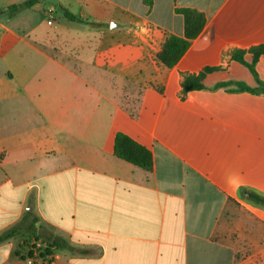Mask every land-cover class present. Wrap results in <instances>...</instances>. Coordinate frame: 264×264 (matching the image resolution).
I'll return each mask as SVG.
<instances>
[{"label":"crops","instance_id":"1","mask_svg":"<svg viewBox=\"0 0 264 264\" xmlns=\"http://www.w3.org/2000/svg\"><path fill=\"white\" fill-rule=\"evenodd\" d=\"M54 1L99 25L61 24L40 0L0 15V234L36 220L0 264H264V208L243 193L264 196V96L217 87L256 86L230 54L264 45V0ZM175 8L206 23L168 68ZM205 66L220 71L183 92ZM255 70L264 84V57ZM117 131L151 150L152 172L113 155ZM41 234L71 250L27 257Z\"/></svg>","mask_w":264,"mask_h":264},{"label":"trees","instance_id":"2","mask_svg":"<svg viewBox=\"0 0 264 264\" xmlns=\"http://www.w3.org/2000/svg\"><path fill=\"white\" fill-rule=\"evenodd\" d=\"M39 3V0H24L18 4H12L5 9L0 8V15L6 13L8 17H13L24 9L31 8ZM58 13L61 17L72 23H78L88 25L91 27L98 26L99 24L90 22L82 17L73 14L64 6L57 4ZM174 12L181 15L183 19V34L181 37L170 35L161 46L157 53L158 60L168 68H172L177 64L180 58L189 48L191 42L196 39L204 29L206 23V17L203 12H200L193 8H175ZM246 54L251 56V62L247 63L244 60ZM231 60L243 67H245L249 73L255 78L256 86L249 87L244 83H232L223 82L217 85L218 88H225L230 84H234L237 87V91H244L251 94H259L264 96V84L258 79L257 72L255 70V64L260 57H264V45L251 47L248 50H233L230 54ZM220 71V67L205 66L198 74H184L183 77V92L202 90L204 88L203 79L212 73ZM113 155L131 165H134L146 172L153 171V154L150 149L143 147L137 143L134 139L129 137L122 131H117L113 139L112 147ZM0 155V159H1ZM247 195L248 199L260 204L264 208V196L252 192H243ZM29 215V214H28ZM27 218L22 219L18 224L0 234V243H3L11 238L17 236H23L26 233H32V228L36 222L32 218L27 222ZM43 245L42 248L35 249L33 246L26 254L31 258L35 256L47 257L52 255L55 250H71V247L62 238L52 235H40L38 238ZM33 250H35L33 252Z\"/></svg>","mask_w":264,"mask_h":264},{"label":"rangeland","instance_id":"3","mask_svg":"<svg viewBox=\"0 0 264 264\" xmlns=\"http://www.w3.org/2000/svg\"><path fill=\"white\" fill-rule=\"evenodd\" d=\"M41 1V3L43 4V7L46 9V8H48V7H53L54 8V10L53 11H55V13L53 12V11H50V12H53V18L55 19L57 16H58V18H60L61 16H60V14L58 13V10H57V8H56V6H57V3L54 1V0H40ZM50 12H48V13H50ZM55 14H57V16L55 15ZM56 16V17H55ZM48 18H49V16H47ZM61 24H67V25H69V26H72L74 29L76 28V29H78L77 27H79V28H82L83 27V24H77V23H70V22H63V23H61ZM46 26V25H45ZM48 27H52V25H48ZM53 28V27H52ZM75 36V38L77 39V40H79V42H81L82 41V39H83V36L82 35H79V34H75L74 35ZM80 56L82 57V54L80 53ZM245 71V70H244ZM246 72V71H245ZM245 74H247L246 75V77H247V81L249 82V83H251V84H255L256 85V82H255V78L250 74V73H248V72H246ZM246 77H244V78H246ZM96 101H99L100 103H101V100H98V99H96ZM102 105H103V103H101ZM251 202H253V201H251ZM253 204H255L256 206H258V207H261L262 208V206L260 205V204H257V203H255V202H253ZM27 234H25V236H26ZM26 241H27V239H25Z\"/></svg>","mask_w":264,"mask_h":264},{"label":"built area","instance_id":"4","mask_svg":"<svg viewBox=\"0 0 264 264\" xmlns=\"http://www.w3.org/2000/svg\"><path fill=\"white\" fill-rule=\"evenodd\" d=\"M35 250H33V252H34ZM37 253V252H36ZM36 253H35V255H36ZM51 256V255H50ZM50 256H47V257H50ZM31 262V260L29 259L28 260V263H30Z\"/></svg>","mask_w":264,"mask_h":264}]
</instances>
